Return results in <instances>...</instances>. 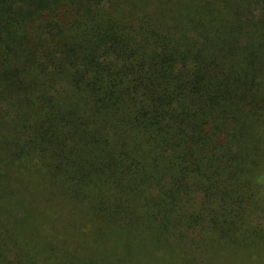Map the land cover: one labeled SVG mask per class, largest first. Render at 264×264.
Masks as SVG:
<instances>
[{"label": "trees", "instance_id": "obj_1", "mask_svg": "<svg viewBox=\"0 0 264 264\" xmlns=\"http://www.w3.org/2000/svg\"><path fill=\"white\" fill-rule=\"evenodd\" d=\"M0 264H264V0H0Z\"/></svg>", "mask_w": 264, "mask_h": 264}]
</instances>
